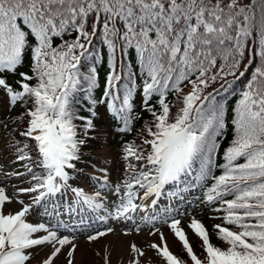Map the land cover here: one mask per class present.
Segmentation results:
<instances>
[{
	"label": "snow or ice",
	"instance_id": "6c2138e0",
	"mask_svg": "<svg viewBox=\"0 0 264 264\" xmlns=\"http://www.w3.org/2000/svg\"><path fill=\"white\" fill-rule=\"evenodd\" d=\"M98 46L110 56L101 98L92 95L97 68L87 64L95 61ZM129 59H138L146 77L141 105L154 118L146 129L151 138L124 148L125 192L120 196V189H114L119 202L109 205L116 218L129 220L130 212L141 209L134 202L139 190L143 201L156 197L150 201L156 206L166 185L183 187L197 170L201 179L211 175L217 137L226 121L222 106L213 103L218 90L204 93L218 80L225 81L224 88L229 75L244 76L259 60L235 110L234 138L223 153L221 174L212 177L206 193L207 202L219 203L216 210L225 213V224L239 230L214 226L217 238L228 245L222 249L212 243L201 221L192 220L189 227L202 238L206 253L202 261L179 220L170 227L194 264H264V0H0V104L6 97L9 110L18 103L23 108L16 133L21 140L13 146L16 160L26 162L25 171L10 175L29 179L16 196L0 186V264H31L34 250L46 245L52 251L41 264H54L66 245L67 264H73L76 246L60 229L74 217L83 222L82 214L91 215L105 204L99 191L93 195L73 187L72 173L95 129L91 104L104 103L113 119L128 128L135 87L134 73L125 71ZM245 59V71H240ZM26 61L28 70H21ZM8 74L18 76L16 87ZM187 84L191 90L182 94L181 85ZM170 91L181 104L174 116L165 99ZM78 94L91 101L87 116L78 114ZM153 96L159 112L150 103ZM103 183L107 185L106 174ZM23 194L30 202L18 198ZM14 200L19 210L6 213L5 205ZM33 213L41 222L29 221ZM46 217L55 219V226ZM111 232L107 228L87 239L96 241ZM150 248L166 264H186L166 241ZM129 250L137 254L131 264H140L145 252L135 243Z\"/></svg>",
	"mask_w": 264,
	"mask_h": 264
},
{
	"label": "trees",
	"instance_id": "16d2710c",
	"mask_svg": "<svg viewBox=\"0 0 264 264\" xmlns=\"http://www.w3.org/2000/svg\"><path fill=\"white\" fill-rule=\"evenodd\" d=\"M65 39H70V37L66 36ZM59 42V40H56L57 44ZM97 51L98 54L97 52L93 53L94 56H96L95 61L93 62L92 60H89L87 61V64L89 68L92 66L97 68V86L93 90L92 95L96 98H101L102 93L105 90L104 82L108 73L110 56H106V48H100L98 46ZM126 59H128L127 55ZM247 63L248 61L245 59L241 65L240 71H245L244 64ZM29 66V62L26 61L21 70L27 71ZM257 66H259L258 59L253 61V65L249 67L247 71H245L244 76L241 77L239 72H237L235 76H227L226 80L229 83H227L224 88H221V84H224L225 81L218 80L216 83L211 84L210 87L206 89L204 93L205 95H207L208 92H212L213 89L218 90L217 92L213 93L215 97L213 103H218L222 106L226 121V127L223 130V134L217 137L218 148L216 155L213 158L211 175L205 179H201L198 170L194 171L190 174V177L187 179V182L183 187H180L179 190H177V187L170 186L168 192V196L170 194L180 193L178 196L174 194L178 197V202L173 204L182 203L183 205H186V212L188 211V214L184 217L185 224L189 227L192 220L195 219L201 221L207 228L212 243L222 249H226L228 245L224 241L217 238L214 226L221 224L231 227L232 230L235 231H238L239 229L225 224V221L223 220L225 213L216 210L219 207V203L207 202L206 193L208 188L214 183L212 177L221 174L222 170L219 165L224 163L223 153L234 138L233 120L235 116V110L238 107L239 100L242 98V92L246 89V85L250 80L255 67ZM82 71L84 70L82 69ZM125 71L126 73L128 71H132L134 73L133 83L135 86L132 96V100L134 101L132 119L129 121L127 129L124 128V125L122 121L119 120V118L113 119V113L110 110L105 109L104 103L91 104V101L85 102V100L81 98V95L78 94L76 96V108L79 115H88L89 104H91V108L96 113V115L94 118L95 129L90 133V138L87 139V143L82 146V156L79 163L77 164L76 171L72 173V180L74 181L84 177L88 180L92 187H95L97 184L94 178L85 171L86 166H89L94 162L97 163L98 166L102 165L103 168L106 165V167L110 169L112 173H117L120 179L121 176L124 175V177H128L124 169L127 163L124 159V148L128 144L141 146L142 141L145 138H151L147 135L146 129L153 124L154 118L152 113L147 111L141 105L140 87L143 79L146 77H144L142 69L139 68L138 59H135L134 62L132 59H129L128 67ZM18 79V76L8 74V82L14 87L17 86L16 81ZM181 87L183 88L182 94H185L191 90L190 84H187L186 87L181 85ZM0 95H2V92H0ZM156 99V96H153L150 103L155 104V109L157 112H159V104L156 103ZM165 99L166 102L170 104L171 115L174 116L178 111V108L181 106L180 101L177 99V94L170 91L166 95ZM6 100L7 98L4 97L5 103L0 104V158L4 165H7L8 163L12 164L11 167L19 165L18 169L20 171H25L23 164L26 162H19L16 160V148L13 146V142L21 140V137L16 133L21 130V124L18 123V121L22 117L23 108L18 103L15 108L9 110ZM77 123L79 124L80 122L77 121ZM105 145H109L114 150L116 161H110L99 156L100 150L105 147ZM239 162L243 161L241 160ZM98 169L100 170L99 167ZM7 170L11 171L13 169H6V171ZM20 180L23 181L29 179L25 177L23 179L20 178ZM188 186H190V188H188ZM189 191L190 194L188 195ZM166 195L167 193L164 192L163 196L166 197ZM189 198H191L190 201ZM226 198L231 199L232 197L228 196ZM160 205L164 206L166 205V202L161 201ZM189 232L190 236L192 237L191 241L193 242L195 251L198 253V256L202 261L205 260L206 253L204 251L202 238L199 237L198 234H196L190 227ZM179 251L183 258H185V262L188 263V255L185 249H179Z\"/></svg>",
	"mask_w": 264,
	"mask_h": 264
},
{
	"label": "rangeland",
	"instance_id": "374dc122",
	"mask_svg": "<svg viewBox=\"0 0 264 264\" xmlns=\"http://www.w3.org/2000/svg\"><path fill=\"white\" fill-rule=\"evenodd\" d=\"M99 155L102 158H106L107 160L116 161L115 152L110 146L103 147L100 150ZM93 172L96 173V171ZM104 174H106L108 178L109 173L107 169H104L103 176ZM11 196L14 195L12 194ZM107 196L110 198L109 203L111 205L114 202V191L111 190ZM151 199H156V197H150L148 201H142L141 209L135 212V214L130 215L132 217L130 220L124 219L123 217H121L123 219H118L114 216V212L110 213V225L101 229L100 231H104L107 228H112L113 232L105 235L104 237L96 241H89L87 237L77 239L74 243L76 246L74 253V264H106V262L107 264H131L133 257H135L137 254L130 252V243L137 244L139 247H141L142 251L145 252V255L139 258L140 264H148L149 262L154 263V260L158 261L160 259L157 256L158 254L155 252V249L150 248V245L153 243L163 246L164 241H166L169 249H174V246L178 242V238L175 237L171 227L161 229L158 227L153 228L151 226L139 230L138 233L132 231L133 229L139 228L137 222L140 220V218L145 216L144 213L147 212V208L149 205H151ZM145 205H147L146 208L144 207ZM5 206L6 209H11L12 212L19 210L20 208L19 203L15 202V200L11 204H6ZM5 211L7 212V210ZM180 211H182V207L180 205L179 207H170L164 210L161 214L151 216L149 219L153 221L155 219L165 217V220L170 221L172 218L178 216ZM53 223H56L55 219L53 220ZM125 225H127L129 228H132V230H123ZM141 226L144 227L145 225L141 224ZM179 227L185 232L188 230L187 226L182 221H179ZM161 234L163 235L164 240L161 239ZM186 234L188 237V233ZM55 264H67V260L65 261V258L61 257L60 261Z\"/></svg>",
	"mask_w": 264,
	"mask_h": 264
}]
</instances>
